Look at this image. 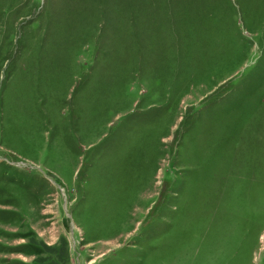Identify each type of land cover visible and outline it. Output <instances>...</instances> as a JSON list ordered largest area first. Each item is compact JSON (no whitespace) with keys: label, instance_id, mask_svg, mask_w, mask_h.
<instances>
[{"label":"rangeland","instance_id":"obj_1","mask_svg":"<svg viewBox=\"0 0 264 264\" xmlns=\"http://www.w3.org/2000/svg\"><path fill=\"white\" fill-rule=\"evenodd\" d=\"M0 264H264V0H0Z\"/></svg>","mask_w":264,"mask_h":264},{"label":"trees","instance_id":"obj_2","mask_svg":"<svg viewBox=\"0 0 264 264\" xmlns=\"http://www.w3.org/2000/svg\"><path fill=\"white\" fill-rule=\"evenodd\" d=\"M35 17H37V16L35 15Z\"/></svg>","mask_w":264,"mask_h":264}]
</instances>
